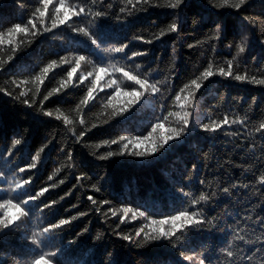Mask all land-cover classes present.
Listing matches in <instances>:
<instances>
[{
  "label": "trees",
  "instance_id": "1",
  "mask_svg": "<svg viewBox=\"0 0 264 264\" xmlns=\"http://www.w3.org/2000/svg\"><path fill=\"white\" fill-rule=\"evenodd\" d=\"M86 2L91 5V0ZM69 3L75 6L85 3V0H69ZM109 4L112 5L111 8H107ZM39 6V0H0V18L10 23H26L31 12ZM122 6V0H104L103 5H100L98 0L95 6V10L107 9L110 13L102 21L103 29L108 36L106 46H119L120 43L130 42L126 50L129 55L131 51L147 50L146 56L136 57L134 62L128 64L133 70L135 64H140L141 73L150 70L155 73L158 69L160 75L154 74L153 80H162L168 76V83L159 85L162 89L160 95H146L134 111L125 113L126 119L116 117L108 123H102L108 119L104 104L112 90L105 88L99 91L83 112L91 131L87 132L80 142L76 141L75 135L69 130L71 126L65 125L62 120L45 117L36 109H28L0 94V171L6 172L9 182L31 176L33 178L29 187L31 194H35L41 187H47L50 183L58 185L55 189H49L37 201L36 207L29 205L32 208L30 218L16 232L0 238V264H31L36 247L26 237L33 231L47 227L48 223L68 218L78 212H86L87 215L79 217L59 232L49 234L47 247L40 246L47 252L64 248V253L58 257L62 264H85L86 261L91 264H111L114 256L123 260L124 264H187L177 250L166 241L155 242L142 248L129 246L113 232L115 225L120 223L117 217L111 216L110 213L107 218L104 215L110 207L116 209L128 206L140 207L157 218L175 215L177 211L189 207V200L180 191L181 188L184 192H192L196 196L201 191L210 193L216 190L217 196L204 204L203 210L209 219L221 218L217 227L211 231L206 228L192 230L188 236V244L181 250L207 254L211 264H217L223 260L222 247L231 239V226L246 215H251L253 220L247 224L240 223L239 227L245 229V233L242 234H246L249 239H255L260 235V226L255 221L257 216H264V190L256 191L260 187L256 180L264 172V152L261 151L264 139L259 133H254L247 139L243 136L232 137L230 133L244 131L235 125L215 134L203 133L197 125L207 123L209 119H220L228 113L230 116L247 115L251 129L264 119V86L214 76L197 93L194 101L195 123L190 134H186L179 141L170 142L172 146L166 145L165 149L149 158L100 157L105 156L108 151L117 149L116 145L108 147L103 145L102 141L116 139L118 136H146L157 117L166 116L169 111H179V106L173 101L183 84L199 75L209 61L213 62L214 68L225 65L226 61L235 55L234 45L241 41L243 35H248L249 45L245 54L237 58L240 64L239 71L243 73L247 70L249 75L264 76V46L260 43L264 40V0H251L250 5L241 12L229 8H216L209 0H185V4L179 10L148 7L146 11L138 12L127 21H117L116 15ZM49 9L52 10L53 6L50 5ZM245 15L260 18L257 27L251 32H243L240 29ZM174 20L178 24V31L155 40L151 45L133 39L136 35L152 39L161 28H166ZM46 23L50 24V19L46 20ZM217 23L224 25L219 40L215 39ZM86 24V19L73 17L71 28L62 25L34 39L20 35L14 38V45L7 43L0 45V58L3 59H7L11 54L13 46L18 49L17 58L9 63L7 71H0V87L11 88L13 78L31 79L52 59L67 57L71 61L74 53L84 55L88 61L93 62H83L77 73L86 74L91 71L101 56L106 63L109 62L108 54L100 52L86 37L72 31V28ZM7 26L9 25H4L0 30L6 31ZM197 41L200 43L197 44ZM189 44L195 46L189 48ZM229 44L233 45L231 49L228 47ZM213 47L216 49L215 52L212 51ZM111 62L125 66L127 70L128 65L122 55H116ZM72 66L71 63L63 64L49 73L41 85V92L47 94L59 87L60 81L67 77V72ZM173 70L175 75H172ZM127 83L130 82H123L122 87ZM88 86L89 81L81 84L74 76L73 84L69 88L54 94L45 102L47 109L54 112L60 109L77 121L76 135H79L81 130L76 105L86 94ZM26 87L31 88L33 85L29 84ZM29 95L31 96V93ZM253 97L256 98V102L252 105L251 111H248ZM42 98V95L37 97L38 100ZM161 104L165 106L163 111ZM175 119L169 117L161 131L166 133L169 126H175ZM93 124L96 127L93 128ZM14 139H21L22 145L14 150V155L9 158L7 148L11 147ZM252 143L256 145L254 152L250 150ZM46 144L42 161L37 162L38 167L17 175L18 169L31 163L30 157H34ZM149 146L148 143L143 145L145 148ZM68 152L72 153L71 160L67 158ZM193 164L196 165L194 170ZM57 168L60 172L49 181L48 176ZM77 176L83 178L78 182ZM201 179L205 180V185L199 183ZM60 180L65 182L59 184ZM232 183L249 184L250 187L234 189L232 195L223 194L217 188V185L222 188ZM93 184L100 187L101 191L96 192ZM208 184L211 185L210 188L207 187ZM7 187V184L0 183V190ZM65 193L70 194L65 196ZM90 195L97 200V205H92L88 200ZM61 196H64L63 200H59ZM0 198L8 197L0 191ZM53 199L59 201L58 205L53 209H43V205ZM102 200L111 203L109 205L99 203ZM96 207L101 210L96 211ZM142 223L144 221L140 219L131 220L128 217L120 230L124 233L133 232ZM84 228H87L88 232L79 238L77 244L69 248L68 242L75 239L76 234ZM97 234H102L99 241L94 239ZM53 264L56 262L53 261ZM254 264H264V255H257Z\"/></svg>",
  "mask_w": 264,
  "mask_h": 264
},
{
  "label": "snow or ice",
  "instance_id": "2",
  "mask_svg": "<svg viewBox=\"0 0 264 264\" xmlns=\"http://www.w3.org/2000/svg\"><path fill=\"white\" fill-rule=\"evenodd\" d=\"M98 0H91L89 5L86 0L85 3L79 5H72L69 0H39V7H36L31 12L30 17L26 23H10L8 20L0 18V28L4 25H9L6 31L0 30V45L5 43L14 45V38L20 35H27L33 39L37 36L43 35L45 32H51L53 29H58L60 26L65 25L69 28L72 27V18L78 17L86 19L87 24L85 26L72 28V31L86 37L92 46L102 53H106L109 56V62H105L104 57L101 56L99 61L95 63V66L91 71L77 73V70L81 68L83 62L93 63L88 61L84 55L73 54L71 61L67 57H60L59 60L52 59L40 68L39 72L35 74L31 79L17 80L13 78L11 80V88L0 87V94L5 97L11 98L13 101L18 102L28 109H36V111L45 117L55 118L56 120H62L65 125L71 126L70 131L76 137V141L80 142L81 138L85 136L87 132L91 131V128L87 126V121L83 116L85 107L95 98L99 91H103L105 88L111 89L112 94L107 96V102L104 104V110L108 113V119L103 120L102 123H108L109 120L121 117L126 119L125 113H130V110L134 111L135 107L142 101L146 95H160L162 89L159 85L168 83L169 77L165 76L162 80H153V75H160L157 69L155 73L153 71L141 73V65L135 64V70L132 69L128 62H134V58L146 56L147 50L143 51H131L129 55L126 51L129 48V43H120L119 46H106L108 42V36L105 33L102 21L107 18L110 13L107 9L95 10ZM100 5L104 4V0H99ZM209 3L216 8H229L234 9L237 12L243 11L250 5L251 0H209ZM123 6L119 9V14L116 15L117 21H127L129 17L135 16L140 11H146L148 7H166L172 10H179L185 4V0H122ZM52 5L53 9L50 10L49 6ZM112 5H107V8H111ZM48 14V15H46ZM50 19V24L46 23V20ZM260 18H253L245 15L242 18L240 29L243 32H251L257 27L258 20ZM99 22V23H98ZM41 28L43 31H41ZM178 31V24L174 20L166 28H161L158 34H155L152 39H145L143 35H136L133 37L137 42L151 45L155 40H159L170 33ZM224 31L223 23H217L215 25V39L219 40L222 37ZM23 41H20L22 43ZM200 42L197 41V44ZM264 46V40L260 41ZM249 45L248 35H243L241 41L236 43L235 55L232 59L227 60L225 65H220L214 68L212 61H209L207 66L203 68V71L187 83L183 84V87L179 89L174 96L173 103L179 106V111L168 112V115L157 117L156 122L152 124L151 131L146 136L140 135L135 137L118 136L116 139L104 140L103 145L111 147L116 145L117 149L114 151H108L105 156H101V159H107L117 156H131L138 158H149L155 153L165 149V146H172L170 142L179 141L186 134H190L193 125L195 123L196 113L194 111V101L197 93L202 89L207 81L214 76L223 78H230L239 82H248L254 85L264 86V76L249 75L247 70L243 73L239 71L240 64L237 62V58L245 54L246 48ZM195 45L189 44L188 47L192 48ZM228 47L231 49L232 44ZM216 51L215 47L212 49ZM17 47L11 48V54L7 56V59L0 58V71H7L10 62H13L17 58ZM175 53V48H173ZM116 55H122L125 63L128 65L127 70L125 66H118L111 61L115 59ZM71 63L73 66L67 72V77L60 81L59 87L52 89V91L43 94L41 92V85L48 77L49 73L54 72L63 64ZM246 69V66H245ZM172 75H175L173 70ZM83 84L85 81H89L90 86L87 87V92L80 99L76 105V112L79 116L78 124L81 128L79 135H76L77 121L71 119L69 115L64 114L60 109H56L54 112L51 109L46 108V101L54 94H59L65 89L69 88L73 84V77ZM90 78V80H89ZM105 78L107 80L105 81ZM104 81V83H101ZM130 82L122 87L123 82ZM33 85V87H26L27 85ZM31 93V96L29 95ZM38 95H42V99H37ZM121 98H123L121 100ZM256 102V98L253 97L252 104L249 105L248 111H251L252 105ZM161 110H164V104H161ZM110 109V112H109ZM169 117H175L174 125L167 128L166 133L161 131L164 123L169 121ZM239 126L243 132H232V137L243 136L247 139L254 133H259L261 138L264 139V119L259 121L257 125H254L249 129V117L247 115L240 117L230 116L225 113L220 119H209L207 123H198L199 129L203 133L215 134L224 131L226 127ZM92 127H96L95 124ZM51 143V141H49ZM148 143L150 146L145 148L143 145ZM22 145L21 139H14L11 147L7 148L9 158L14 155V150ZM47 144L35 153L31 158V163H28L26 167H20L18 174L25 173L27 170L35 169L38 167V161H42V153L44 152ZM100 147V145H97ZM256 145L252 143L250 150L255 151ZM63 151V149H62ZM264 152V147L261 148ZM95 155V153H93ZM68 160L72 159V153H67ZM193 170L196 165H192ZM12 171V169H9ZM60 169L48 176V180L52 181L53 176L59 173ZM0 183L7 184L6 189L3 191V195L8 198H0V238L13 234L24 224L29 218L32 208L37 206V201L45 195L49 189H55L58 185L56 183H50L47 187H41L35 194L29 192V187L32 182V177L27 179H13L11 182L8 180L6 172L0 171ZM83 177L77 176L76 180L79 182ZM90 179V177H88ZM191 179V177H189ZM65 181L60 180L59 184H63ZM201 185H205V180L199 181ZM256 184L259 185V189L256 191L264 190V172L259 175L256 180ZM92 187L96 192H100L101 188L93 184ZM207 187H211L210 184ZM249 184L232 183L228 187L220 188L217 185L219 191L226 195H232L234 189L249 188ZM180 191L189 200V207H185L183 210L177 211L175 215H167L162 218L149 214V212L142 210L140 207H121V208H109L107 213H104L107 218L109 213L113 217H117L120 223L115 225L113 232L119 236L120 239L126 241L129 246H135L136 248H142L146 245L154 244L155 242L166 241L177 250L179 256L187 264H211V260L207 254H202L194 250L188 252L181 250V248L188 244V236L192 230L207 229L211 231L217 227V223L221 219L220 217H212L209 219L207 214L203 210V205L211 202L213 198L217 196V191L213 190L210 193L201 191L198 196L192 192H184L181 188ZM17 193V195H13ZM70 193H65V196ZM26 197V199L22 198ZM64 196H61L59 200H63ZM88 200L92 205H97V200L93 196H88ZM59 201L56 199L51 200L43 205V209H53L58 205ZM99 203L109 205L111 202L108 200H102ZM10 210H15L10 212ZM96 211H100L99 207H96ZM87 215L86 212H78L76 215L68 218H60L57 222L48 223L47 227L41 228L39 231H33L29 237L31 244L36 247V254L32 259L31 264H62L59 260V255L64 253V248H59L55 252L43 251L40 247L43 245L47 247L46 241L50 239L49 234H54L62 230L65 226L70 225L73 221L79 217ZM130 217L131 220H142L144 223L139 228L134 229L133 232L124 233L121 229V225L125 223V219ZM251 215H246L231 226V239L227 240L225 246L222 247L221 252L223 260L218 261L217 264H254V258L257 255H264V216H257L261 232L255 239L247 238L245 229L239 227L240 223L247 224L252 221ZM254 222V223H255ZM255 229H253L254 231ZM88 232L87 228H84L81 232L76 234V238L68 242V247L77 244L79 238ZM102 234H97L95 240L99 241ZM259 244V246H257ZM85 264H91L86 261ZM111 264H124V261L113 257Z\"/></svg>",
  "mask_w": 264,
  "mask_h": 264
}]
</instances>
